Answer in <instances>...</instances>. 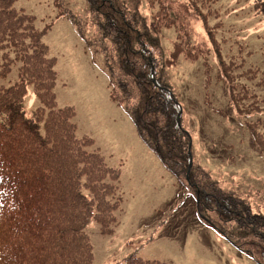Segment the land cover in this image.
<instances>
[{"label": "trees", "instance_id": "trees-1", "mask_svg": "<svg viewBox=\"0 0 264 264\" xmlns=\"http://www.w3.org/2000/svg\"><path fill=\"white\" fill-rule=\"evenodd\" d=\"M86 1L93 22L91 38L85 37L82 17L64 0H55L61 5L58 14L78 27L95 57L103 60L111 99L126 108L142 141L187 189L201 221L264 264V213L224 188L198 161L191 134L182 125L181 104L166 83L161 32L173 28L184 55L204 59L206 82L226 86L228 103L246 117L253 142L264 156V97L254 89L264 86V77L254 81L258 70L241 61L239 51L226 55L216 36L223 25L217 0ZM250 1L254 13L264 17V0ZM15 2L0 0V79L14 66L17 71V80L0 84V264H94L85 228L94 220L102 234L113 232L122 207L120 170L107 164L91 136H78L75 107H58L56 57L48 54L46 30L38 29L34 16ZM195 19L201 20L209 46L191 41ZM212 52L215 71L208 60ZM28 84L40 101L33 117L25 115ZM204 102L223 113L210 92ZM124 264L167 263L131 254Z\"/></svg>", "mask_w": 264, "mask_h": 264}, {"label": "rangeland", "instance_id": "rangeland-1", "mask_svg": "<svg viewBox=\"0 0 264 264\" xmlns=\"http://www.w3.org/2000/svg\"><path fill=\"white\" fill-rule=\"evenodd\" d=\"M64 1L82 17L85 37L91 38L93 22L88 2ZM217 2L215 7L223 21L217 28V39L224 44L226 55L239 51L240 60L258 70L257 82L264 77V17L254 13L250 0ZM15 6L33 15L38 29L46 30L43 40L49 47L48 54L56 57L54 91L58 107H75L73 120L78 136H91L107 164L120 170L122 207L117 211L113 232L102 234L94 220L85 228L94 248V264H124L131 254L167 264H257L218 229L201 221L187 189L142 141L126 108L111 99L103 60L100 55L95 57L78 27L58 14L61 5L55 0H16ZM191 29L192 42L209 46L201 20H191ZM161 44L166 83L181 104L182 125L191 134L195 157L224 188L249 200L254 211L264 213V156L253 142L246 117L228 103L223 83L206 82L204 59L186 57L173 28L162 30ZM229 48L235 52H228ZM208 60L215 71L213 52ZM15 80L16 66L0 79V84ZM254 86L263 98L264 86ZM207 92L223 113L205 104ZM24 98L25 115L33 117L40 101L32 84H28ZM260 117L264 118V113Z\"/></svg>", "mask_w": 264, "mask_h": 264}, {"label": "water", "instance_id": "water-1", "mask_svg": "<svg viewBox=\"0 0 264 264\" xmlns=\"http://www.w3.org/2000/svg\"><path fill=\"white\" fill-rule=\"evenodd\" d=\"M153 81L155 82V80H153ZM191 164H192V163H191ZM191 164H190V165H191Z\"/></svg>", "mask_w": 264, "mask_h": 264}]
</instances>
